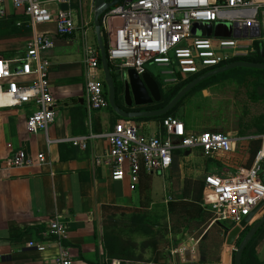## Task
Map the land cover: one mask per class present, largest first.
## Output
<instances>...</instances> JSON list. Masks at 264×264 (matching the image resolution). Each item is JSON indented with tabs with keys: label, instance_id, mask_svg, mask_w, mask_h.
Returning a JSON list of instances; mask_svg holds the SVG:
<instances>
[{
	"label": "built area",
	"instance_id": "2783aa9c",
	"mask_svg": "<svg viewBox=\"0 0 264 264\" xmlns=\"http://www.w3.org/2000/svg\"><path fill=\"white\" fill-rule=\"evenodd\" d=\"M73 0H0V20L11 12L26 18L31 39L24 53L16 59L0 57V108L30 106L26 119L31 134L44 132L55 118L54 97L49 84L51 62L46 53L53 49L52 33H36L38 26L53 27V35L67 37L80 29L88 30L87 22L78 27L79 10L71 7ZM67 5L63 10L61 6ZM217 23L231 24V36L215 35L214 29L204 36L205 24L214 28ZM102 33L108 45L107 58L114 69H133L137 75H152L163 90L177 86L186 80L215 70L232 60L254 56L255 43H264V6L255 0H131L123 1L107 10L101 20ZM195 30V31H194ZM250 42L246 44L245 42ZM85 109L89 133L67 140L74 147L86 148L88 139L105 137L109 143L107 154L95 160L97 165L109 168L111 179L127 180L131 191L136 189L141 174L166 176L177 155L186 159L185 152H199L205 158L233 149L229 134L201 131L190 132L176 117L168 116L161 123V134L142 136L129 120L115 123L104 135L91 132V116L94 112L109 109L100 64L99 50L85 46ZM154 69V74L148 70ZM34 76L30 83L21 80ZM18 79L21 84H18ZM158 85V84H157ZM262 156L254 165L237 176L208 173L203 177L202 205L212 215V222L223 226L238 225L260 203H264V182L259 176ZM39 163L45 161L38 154ZM35 164L24 151H19L0 164V179L6 170L29 167ZM51 243L30 241L28 248L43 252L55 246V264H73L72 254L64 245L67 226L58 217L48 224ZM188 250V255L184 252ZM172 256L187 260L192 251L187 248L170 250ZM188 260H192L191 258ZM187 260V261H188ZM111 264H119L113 260Z\"/></svg>",
	"mask_w": 264,
	"mask_h": 264
},
{
	"label": "crops",
	"instance_id": "0c3cea01",
	"mask_svg": "<svg viewBox=\"0 0 264 264\" xmlns=\"http://www.w3.org/2000/svg\"><path fill=\"white\" fill-rule=\"evenodd\" d=\"M255 1L261 2L264 6V0ZM78 6L77 0H73L71 7L76 10ZM10 15L21 16L13 12ZM31 37L32 33L25 32L0 38L8 40L7 46L0 44V57L2 53H6L4 59H16L18 55L24 53L25 47L23 52H18L12 43L24 41L26 46ZM52 38L54 47L47 55L52 66L49 84L54 97L55 118L48 128L47 135L44 132L31 134L27 131L26 119L32 111L30 106L0 108V164L19 151H24L29 158L35 160L32 166L6 170L0 179V264H55V246L43 252L26 246L30 241L51 243L52 239L47 233L48 224L55 217L67 226L68 235L64 245L72 254L73 264H111L105 255L102 240L105 229L114 223L120 225L122 222L118 220V215L126 214L135 208L141 211L137 213L145 215L149 220L144 212L149 210L151 203L145 199L144 194L157 191L154 179L163 176L141 174L136 189L131 191L127 180L113 181L107 166L95 164L96 159L104 157L108 152L109 143L105 137L88 139L85 149L74 147L67 142L71 138L83 137L89 133L84 102L86 83L84 52L86 45L97 47V44L94 28L92 31L87 30L85 36L78 29L67 37H58L52 33ZM245 43L250 44L248 41ZM262 46L264 48V43ZM224 85L228 87L227 89H234L235 86L243 88L247 102L239 116L231 122L216 124L204 130L229 134L234 143L229 153H220L209 160H214L218 167L223 166L226 169L225 176L233 177L246 173L260 153L263 159L259 176L264 182V88L258 85L252 90L251 86L244 87L233 80H226L209 85L206 89L212 90L208 95L211 92L217 93ZM115 117V113L109 109L92 114L90 129L92 134L94 136L106 134L112 129ZM135 123L139 133L144 137L161 134L158 120ZM255 139L260 140V146L257 154L253 156L256 148L251 142ZM38 154L45 157V161L39 164L36 160ZM189 156L191 154L185 155L186 159ZM218 167H213L209 173H219ZM176 170L182 176L181 165H178ZM174 172L176 171L172 164L164 177L166 186H162L163 192L167 188L170 191L168 202L179 201L177 191L181 189L182 192L184 186V182L181 188L172 182ZM199 205L208 211L207 207ZM166 213L167 235L159 232L163 243L159 251V264H162L161 258L165 255L169 257L167 264H176L175 255L172 256L170 250L179 247L192 251L187 257V260L190 258L192 260H183L177 255L183 264L198 260L197 242L192 237H187L185 244L179 237L174 239L173 236L177 235L178 231L173 229L168 212ZM129 223L130 221L124 225L129 226ZM151 224L153 230L158 232L156 230L158 225L152 222ZM213 224H217L219 234L226 237L223 225L211 222V225ZM132 240L139 245L146 237L135 234ZM135 253L142 255L144 260L151 257L150 249L141 252L138 248ZM256 254L259 261L264 264V230L257 240Z\"/></svg>",
	"mask_w": 264,
	"mask_h": 264
},
{
	"label": "rangeland",
	"instance_id": "374dc122",
	"mask_svg": "<svg viewBox=\"0 0 264 264\" xmlns=\"http://www.w3.org/2000/svg\"><path fill=\"white\" fill-rule=\"evenodd\" d=\"M93 6L94 0H81L82 15H79L78 17V27H81L87 22L88 30H93ZM76 10L78 11L79 7ZM44 31H50L53 33V27L38 26L36 28V33L38 35H41ZM27 32L31 33L30 30ZM7 43V39L0 40V44H3L1 46H7ZM12 45L18 52H23L25 47L24 41L13 42ZM50 51H48L46 55L50 53ZM148 70L154 74V69L148 68ZM34 79V76L21 78V80L26 83H30ZM15 81L18 84H21L18 79H15ZM227 88L228 87L224 85L218 89L217 93L214 94L211 92L210 95H208V93L212 89L209 91L208 88L186 98L177 108L176 117L184 123L186 129L190 132H201L214 127L216 124L231 122V120H234L241 113L242 108L247 102V97L245 90L239 86H235L234 89ZM214 89L215 88H213V90ZM178 165H181L182 176L179 175L178 170H176ZM216 166L218 167V165L214 164V160H209L208 158L203 157L197 151H193L188 159H181V156L179 157L177 155L175 161H173L174 171L176 172H174L175 175L173 176L172 182L181 188L184 180L191 182L196 179H202L204 174L209 173V171H212L213 167ZM218 168V172L225 176L224 171L226 169H224L223 166H219ZM182 177L183 180L181 181ZM154 182L157 191L146 193L148 197L144 194L145 199L148 200L151 205L149 210L143 212L152 223L158 225L156 230L166 236L165 227H167L166 224H168L166 202H168L170 191L168 188L164 192L162 191V186H166L164 176L163 178L156 177ZM136 192L138 195V190ZM180 193L181 189L177 191V195H180ZM190 210H192V207ZM137 212L140 213L141 211L135 208L128 211L126 214H119L118 220L122 222L120 223V226L127 224V222L130 221V217ZM211 222L212 216H207L202 223H196L191 220L187 221L186 218H179L178 216H174V218L171 219L173 226L177 228L180 227L177 235L174 234V239L179 237L181 238V242L184 243L187 241V237H192L194 241L197 242L199 254L198 260L189 264H231L232 252L234 251V248H236V245L233 246L234 248L227 247L224 244V239L226 237L221 236L218 227L214 224L211 225ZM182 226H184V228ZM123 230L125 231L126 229L123 227ZM161 259L162 262L160 263L167 264L169 257L165 255ZM174 260L176 261V264H183L177 255L174 256Z\"/></svg>",
	"mask_w": 264,
	"mask_h": 264
},
{
	"label": "trees",
	"instance_id": "16d2710c",
	"mask_svg": "<svg viewBox=\"0 0 264 264\" xmlns=\"http://www.w3.org/2000/svg\"><path fill=\"white\" fill-rule=\"evenodd\" d=\"M102 18L100 19L101 23ZM102 29V27H101ZM29 31L28 23L26 18L23 16H15L8 15L5 18L0 20V38L9 37L14 35H19ZM103 42L105 45V50L107 52L108 45L106 41V37L103 33ZM257 53L254 56L242 59H235L231 62L235 61H248V62H256L264 64V48L259 43H255ZM23 54V53H22ZM6 53H2L1 57H5ZM19 56V55H18ZM108 59V58H107ZM109 62V66L112 70L113 79L116 81V105L122 109L121 106V96H122V85L118 80V75L115 73V69L112 64ZM196 77L190 78L181 84L171 87L168 90H163L161 86L158 84L160 93H161V101L159 103H152L148 110H158L164 108L174 97L175 95L183 89L189 82L194 80ZM226 80H233L236 83L244 86V87H252V90L255 89L258 85H262L264 88V70L257 69H246V68H237L234 70H230L223 74H219L215 77L209 78L206 81L200 83L196 86L189 94H187L176 106L174 109L169 111L167 114L161 117L151 118V119H139V120H131V122L136 121H148V120H158L160 121V125L162 121L168 117L173 116L176 117V110L181 105V103L188 97L194 95L197 92H200L206 89L209 85L215 82H224ZM105 94L107 95V89L105 88ZM109 110L113 112L110 108ZM123 110V109H122ZM116 120L113 121L112 127L119 120H123L119 118L115 114ZM177 118V117H176ZM179 119V118H178ZM255 146L256 151L253 152V156L257 154V150L260 146V140H252L251 145ZM255 144V145H254ZM175 161V159H174ZM204 182L201 179H196L191 182L188 180H184V186L179 195V201L172 202L169 201L167 204V212L170 219L174 218V216H178L179 218H186L187 221H194L196 223H202L203 220L207 218V216H212L209 211L203 209L199 204H202L203 195H204ZM187 201H183V200ZM192 203V204H191ZM192 207V210L190 208ZM116 209V208H114ZM215 226L217 224H214ZM123 227L126 229L123 230ZM175 231H179L180 227H173ZM223 229V228H222ZM264 230V225L258 230L254 238L250 241V243L245 247L242 256H241V264H262L256 254V244L257 240L261 236ZM224 233L226 231L223 229ZM247 230L244 231V233ZM126 232V234H124ZM244 233L239 237L236 243V247L240 243ZM135 234H142L146 237V240L141 242L139 245L132 240V236ZM162 236L159 232L153 230V224L146 218L145 215H141L136 213L130 217V223L128 225L120 226L116 223L110 225V227L106 228L102 240L105 248V255L107 259L110 261L118 260L120 264H134L137 262L148 263V264H159V251L162 248L163 243H161ZM139 248L141 252L144 250L150 249L151 257L147 260H144L142 255H137L135 251ZM235 250V248H234ZM234 254L232 252L231 256V264H234Z\"/></svg>",
	"mask_w": 264,
	"mask_h": 264
},
{
	"label": "water",
	"instance_id": "95a60500",
	"mask_svg": "<svg viewBox=\"0 0 264 264\" xmlns=\"http://www.w3.org/2000/svg\"><path fill=\"white\" fill-rule=\"evenodd\" d=\"M123 1L131 0H94V13H93V28L95 32L96 44L99 50L101 70L103 74V81L105 88L107 89V100L110 109L123 120H139V119H151L156 117H161L167 114L169 111L175 108V106L196 86L200 83L206 81L209 78L215 77L219 74H223L230 70L237 68L246 69H257L264 70L263 63L248 62V61H235L229 63L225 66L217 68L215 70L204 73L194 80L189 82L183 89H181L175 97L162 109L158 110H142L134 111L133 109L141 106L150 105L152 103H159L161 101V93L156 81L147 73L142 75H137L133 69H128L126 71H118L115 69V73L118 75V80L122 85V101L123 105L128 109L124 111L116 105V81L113 79L112 70L109 66L107 59V52L105 50V45L103 42V33L101 29L100 19L104 13L112 7L117 6ZM63 10L67 8L66 4L61 6ZM204 27L207 29L204 36H209L211 30L214 29L215 35L230 37L231 36V24L229 23H217L214 28L210 24H205ZM195 31V30H194ZM189 151L185 152L188 156ZM258 219L253 223V219L259 214ZM264 225V203L260 202L252 212L245 217L238 225L233 227L222 226L226 231L225 245L228 247H233L236 245L239 237L244 233L240 243L235 248L234 252V264H241V256L245 247L254 238L258 230ZM188 255V250L184 252Z\"/></svg>",
	"mask_w": 264,
	"mask_h": 264
},
{
	"label": "flooded vegetation",
	"instance_id": "af4514ba",
	"mask_svg": "<svg viewBox=\"0 0 264 264\" xmlns=\"http://www.w3.org/2000/svg\"><path fill=\"white\" fill-rule=\"evenodd\" d=\"M121 99H123V97L121 96ZM152 104L150 105H146V106H141V107H137L135 109H133L134 111H142V110H148L147 108L150 107ZM121 106H122V109L124 111H128V109L123 105V101L121 100ZM194 262V261H192Z\"/></svg>",
	"mask_w": 264,
	"mask_h": 264
}]
</instances>
